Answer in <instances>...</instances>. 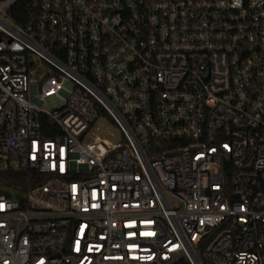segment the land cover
Instances as JSON below:
<instances>
[{
  "label": "built area",
  "instance_id": "built-area-1",
  "mask_svg": "<svg viewBox=\"0 0 264 264\" xmlns=\"http://www.w3.org/2000/svg\"><path fill=\"white\" fill-rule=\"evenodd\" d=\"M5 170L0 264H264V0H0Z\"/></svg>",
  "mask_w": 264,
  "mask_h": 264
},
{
  "label": "trees",
  "instance_id": "trees-1",
  "mask_svg": "<svg viewBox=\"0 0 264 264\" xmlns=\"http://www.w3.org/2000/svg\"><path fill=\"white\" fill-rule=\"evenodd\" d=\"M24 1H21L18 5L15 4L18 7L19 12H22L19 14V17L14 16V20L17 23H23V16L26 15V5L23 3ZM9 11H12V8L9 9ZM101 114H105V112L100 109ZM28 176L26 173H20V172H13L11 170H5V171H0V187L2 186H16V185H23L26 186V181L24 179Z\"/></svg>",
  "mask_w": 264,
  "mask_h": 264
},
{
  "label": "rangeland",
  "instance_id": "rangeland-1",
  "mask_svg": "<svg viewBox=\"0 0 264 264\" xmlns=\"http://www.w3.org/2000/svg\"><path fill=\"white\" fill-rule=\"evenodd\" d=\"M63 87L65 89H69L70 88V83L65 82L63 84ZM43 102H44V104L47 106V108L49 110H53V109L59 108L63 104L62 98L57 96L56 94L44 97L43 98ZM114 132H115V130H114ZM116 135H117V133H116Z\"/></svg>",
  "mask_w": 264,
  "mask_h": 264
}]
</instances>
